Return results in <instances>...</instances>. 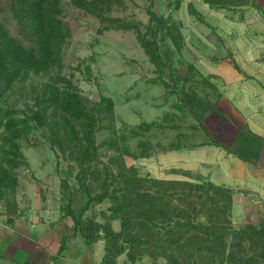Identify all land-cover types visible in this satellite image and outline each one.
Wrapping results in <instances>:
<instances>
[{"label":"rangeland","instance_id":"1","mask_svg":"<svg viewBox=\"0 0 264 264\" xmlns=\"http://www.w3.org/2000/svg\"><path fill=\"white\" fill-rule=\"evenodd\" d=\"M87 4L61 1L58 16L71 35L60 68L24 71L13 82L9 71L0 73V210L28 211L40 204L82 210L91 199L83 219L125 224L135 256L149 264H264L261 241L228 236L223 252L221 242L208 246L182 230L188 224L235 229L223 194L192 193L207 183L157 180L149 171V157L180 144L181 134L185 142L202 144L212 139L204 124L219 130L214 107L222 94L210 72L221 62L233 63L235 55L264 63V0L255 6L251 0ZM151 11L166 25L159 21L149 30ZM0 26L26 46L33 43L13 0H0ZM143 37L157 42L160 69L146 55ZM76 95L96 118L94 144L87 138L89 119L76 121L64 111ZM56 97L58 109L52 104ZM102 98L112 101L113 110L108 103L94 107ZM157 103L171 104L176 113L156 109ZM35 112L47 113L48 124L37 123Z\"/></svg>","mask_w":264,"mask_h":264},{"label":"crops","instance_id":"2","mask_svg":"<svg viewBox=\"0 0 264 264\" xmlns=\"http://www.w3.org/2000/svg\"><path fill=\"white\" fill-rule=\"evenodd\" d=\"M234 58L243 73L228 62H221L210 72L222 94L217 109L225 116L215 113L219 130L212 131L204 124L212 139L202 144L185 142L181 134L180 144L172 143L149 157V171L154 179L181 182H188V177L170 171L191 172L201 181L232 191L229 219L235 229H240L259 226L264 218V145L258 163L252 164L211 141L229 147L244 125L264 140V63L240 61L237 55ZM155 108L176 113V107L169 103H157ZM112 227L116 232L121 230L118 221H113ZM99 234L97 241L86 243L75 232L72 218L65 216L57 204H40L28 211L0 210V264H104L107 243L104 233ZM116 264L149 262L130 261L126 250Z\"/></svg>","mask_w":264,"mask_h":264},{"label":"trees","instance_id":"3","mask_svg":"<svg viewBox=\"0 0 264 264\" xmlns=\"http://www.w3.org/2000/svg\"><path fill=\"white\" fill-rule=\"evenodd\" d=\"M62 0H13V8L16 13L18 21L21 23L27 21L29 24L32 35L33 43L25 45L22 41L11 38L0 26V73L9 71L11 80L13 82L15 78H19L20 75L26 71V73H50L51 70L61 67V51L66 40L70 37L71 32L66 27L65 23L59 18L60 6ZM87 5L93 7L98 6L102 3H106L108 0H83ZM206 3L215 5L217 0H204ZM250 1V0H247ZM256 0H251V5L255 6ZM162 21L166 23L163 17L158 16L155 12H150V25L149 30L154 28V23ZM166 25V24H164ZM175 26V24H174ZM124 28H130L131 26H123ZM137 28V26H136ZM139 29V28H137ZM172 31V29H171ZM140 42L145 50L146 55L149 57L151 63H153L157 69L161 67L162 58L158 51L157 42L147 37L140 38ZM234 67L241 73L243 71L233 61ZM78 96L69 99L64 106V111L70 112L72 117L79 121L81 119H89L86 124L87 138L90 143H95L96 133V118L88 115L85 107L82 106L81 102L77 101ZM105 103H108L110 110H113V103L111 100L102 98L100 103H96L94 107L98 110L99 107H103ZM52 104L57 109L60 107L59 98H54ZM185 108H187L186 103ZM219 114L225 116L223 112L214 107ZM0 111V130L4 126V116ZM3 113V112H2ZM199 119V117H198ZM34 120L41 126L48 124L47 113L35 112ZM202 122V118L199 119ZM213 145L222 147L229 153L235 155L246 163L257 164L264 145V140L254 134L247 125L239 128L238 133L233 141L232 145L227 147L217 141H211ZM172 173H179L181 175L197 178V176L191 172H184L181 170H171ZM198 179V178H197ZM206 190L207 192L213 191L217 194H223L229 204L232 200V191L216 186L211 182H207L206 188L197 186L193 189L192 193ZM141 198L145 195L144 193L139 194ZM91 199L88 204L82 210H75L71 204L65 208V216L72 218L75 224V232L81 234L86 243L92 244L97 241L101 236L100 232L104 233L103 238L107 243V253L104 259V264H116V259L119 255L123 254L127 250V255L130 261L136 262L137 257L135 256V244L128 238L129 228L124 224L119 232L114 231L112 222L109 220L105 224H98L84 220V214L87 211ZM230 217V215H229ZM228 223L231 224L230 219ZM183 231L186 233H194L198 235L200 239L207 243V245H213L221 242L223 245V252L227 250L226 237L232 236L234 239L241 242L253 243L258 240L264 243V218L261 220L259 226L247 225L240 229L233 228H221L214 225H183ZM194 236L190 235V239Z\"/></svg>","mask_w":264,"mask_h":264}]
</instances>
